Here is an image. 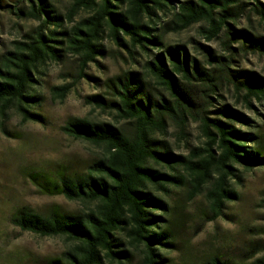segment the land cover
<instances>
[{
	"label": "trees",
	"instance_id": "1",
	"mask_svg": "<svg viewBox=\"0 0 264 264\" xmlns=\"http://www.w3.org/2000/svg\"><path fill=\"white\" fill-rule=\"evenodd\" d=\"M7 1L0 0V6ZM176 1L70 0L64 15L49 0H30L25 10L18 7L40 24L26 40L17 41L15 49L0 56L3 115L15 107L23 121L42 120L34 110L42 101L43 68L72 53L78 58L79 78L88 76V64L104 56L106 34L130 59L145 57L141 70L128 69L106 79L108 97L86 98L88 104L113 111L122 125L72 117L61 127L68 136L102 147L99 159L84 171L61 166L27 172L40 193L62 195L88 206L68 211L55 205L46 214L23 206L13 214L12 224L22 231L64 237L70 243L60 256L47 257L45 264H125L132 253L126 245L141 250L142 264H167L162 250L172 244L173 235L164 225L170 207L163 195L189 186L194 197L208 186L209 220H215L225 202L236 196L233 182L240 178L238 166L246 171L264 168V124L256 125V133L237 127L236 123L253 125L229 104L214 109V117L207 111L213 105L211 94L217 93L222 81L233 85L237 98L249 108L254 107L253 100L264 101V77L231 68L233 42H240L242 50L264 54V36L236 29L233 23L250 5L264 23V4L260 0ZM82 12L87 15L76 20ZM171 12L173 19L159 27ZM197 23L206 24L201 33L207 41L226 33L228 56L215 55L198 43L210 68L192 58L185 45L166 44L156 33H181ZM157 85L169 97L155 93ZM74 86L54 85L52 97L63 101ZM189 119L199 122L204 144L188 155L174 153L164 136L171 123L184 135ZM259 252L247 262L215 256L203 264H264V255L256 256Z\"/></svg>",
	"mask_w": 264,
	"mask_h": 264
},
{
	"label": "rangeland",
	"instance_id": "2",
	"mask_svg": "<svg viewBox=\"0 0 264 264\" xmlns=\"http://www.w3.org/2000/svg\"><path fill=\"white\" fill-rule=\"evenodd\" d=\"M62 15L68 12L70 0H49ZM183 0H177L175 4ZM252 2V0H242ZM264 4V0H260ZM30 0H8L0 6V56L15 49L17 41L26 40V35L35 29L40 21L18 10L27 9ZM5 5V6H4ZM247 6L246 10L233 22L236 29H246L264 36V23L261 17ZM177 12V9L173 10ZM87 15L82 12L76 20ZM158 15H162L158 12ZM160 22L173 19L167 13ZM205 23H197L187 30L176 32H156L163 36L166 44L185 45L189 55L201 65L210 68L204 49L198 43L208 46L215 55H229L225 50L222 32L217 39L207 41L201 31ZM104 56L97 62L90 63L85 69L88 76L79 78L77 56L67 53L59 61H49L40 74L39 86L42 101L34 111L42 116L40 121H23L15 107L0 113V264H45L47 257H58L70 243L64 237H42L31 232L22 231L11 222L13 214L21 207L27 206L46 214L55 205L68 211L86 210L82 202L70 201L62 195L49 196L40 193L30 181L29 170H55L61 166L67 170L84 171L104 151L102 147L88 141L75 139L64 133L61 127L72 117H88L93 121L110 122L122 125L114 112L102 110L88 104L87 97L100 94L108 97L106 79L125 70H141L143 56L136 55L130 59L124 48H119L110 36H104ZM234 58L232 69L254 72L264 77V54L252 49L242 50L240 42H233ZM66 83H75L72 91L61 101L54 99L51 87ZM155 93H168L157 85ZM212 106L207 109L209 116L214 109L229 104L242 112L253 126L264 124V101L253 100L254 107L249 108L237 94L233 85L222 81L217 93H212ZM214 113V112H213ZM243 130L256 133L257 126L236 123ZM262 129V127L260 128ZM164 138L174 153L188 155L190 150L202 146L204 138L199 122L189 119L185 134L179 133L176 124L171 123ZM264 142V140H263ZM264 145V144H263ZM240 169V178L233 182L236 196L225 202L222 215L215 220L211 217L207 198L208 186L192 197L189 186L173 188L168 196L163 195L169 204L168 225L173 237L171 245L163 249L167 264H203L207 259L220 257L247 262L252 256L264 255V168L246 171ZM125 248L132 253L125 264H142L141 250L130 245Z\"/></svg>",
	"mask_w": 264,
	"mask_h": 264
}]
</instances>
